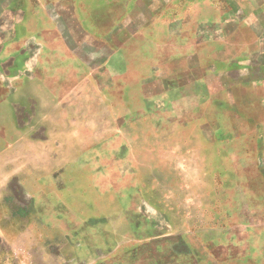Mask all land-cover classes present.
<instances>
[{"label":"rangeland","instance_id":"obj_1","mask_svg":"<svg viewBox=\"0 0 264 264\" xmlns=\"http://www.w3.org/2000/svg\"><path fill=\"white\" fill-rule=\"evenodd\" d=\"M204 1L0 0V264H264V90Z\"/></svg>","mask_w":264,"mask_h":264},{"label":"crops","instance_id":"obj_2","mask_svg":"<svg viewBox=\"0 0 264 264\" xmlns=\"http://www.w3.org/2000/svg\"><path fill=\"white\" fill-rule=\"evenodd\" d=\"M164 2L165 0H161L158 7L164 5ZM60 4L63 6L60 18L68 27L78 31L75 0H48L49 17L51 20L54 19L53 9H56ZM198 4L196 9L205 11L203 17L196 20V24L199 26L198 38L201 37V33L205 32V35L203 34L205 41L212 45L210 49L213 51L212 55L216 54L222 59H227L221 65L226 68L221 69L220 72H230L227 68L239 67V59L250 58L247 67L242 66L243 69L249 71L252 82L245 80L244 84H254L255 87L264 90V0H205ZM94 228V236L102 233L101 228ZM134 230L132 234L140 233V230L135 229V227ZM98 243L94 240L93 245L94 249L99 252L103 249ZM106 246L107 249H104L103 252H112L116 247L115 244L109 242L106 243ZM179 254L176 250L173 251L171 259L178 257ZM107 255L105 254L104 257ZM107 259L111 260L110 258Z\"/></svg>","mask_w":264,"mask_h":264}]
</instances>
